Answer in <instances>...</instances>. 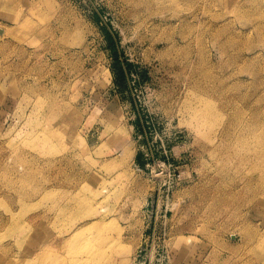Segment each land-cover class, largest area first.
<instances>
[{
	"label": "rangeland",
	"instance_id": "374dc122",
	"mask_svg": "<svg viewBox=\"0 0 264 264\" xmlns=\"http://www.w3.org/2000/svg\"><path fill=\"white\" fill-rule=\"evenodd\" d=\"M263 186L264 0H0V264H264Z\"/></svg>",
	"mask_w": 264,
	"mask_h": 264
},
{
	"label": "bare ground",
	"instance_id": "6f19581e",
	"mask_svg": "<svg viewBox=\"0 0 264 264\" xmlns=\"http://www.w3.org/2000/svg\"><path fill=\"white\" fill-rule=\"evenodd\" d=\"M106 163H107V166H110L113 162L109 163V161H108ZM23 165L21 164L22 168H23ZM10 178L12 179V181L17 186H19L22 190H25L24 187H26V185L28 184L25 177L20 176V177L14 178V177L10 176ZM262 178H263V176H262ZM53 190H54V188H51V190H48L49 191V192H47V193H49L48 195H51ZM73 200L75 201V199H73ZM66 207H65V209H66ZM59 211L63 212L61 209ZM12 218H13V219H11V221H13L12 225H13L14 228L15 227L17 228V226H16V224L14 222V217H12ZM109 227L110 228L112 227L111 226V220H108L106 218V216L96 215L95 218H94V221L91 223V231H94L96 233V234H93L94 232L92 233L93 238L91 240V264H118V263L115 262L116 258H120L119 259L120 260L119 264H126L125 256L129 252L132 251L133 246L135 245V241H131V242H129L128 240L123 241V238H124L123 233H124V231L122 229H120V228H119L120 229L119 231H116L115 237L113 236L114 239H112L111 238V232H110V234L105 232L106 229L110 230ZM103 229H104V232H105V234H104L105 238L101 239V235H99V233L102 232ZM112 229H115V226ZM110 231L113 232V230H110ZM130 240H132V239H130ZM0 256L2 257V255H0Z\"/></svg>",
	"mask_w": 264,
	"mask_h": 264
}]
</instances>
